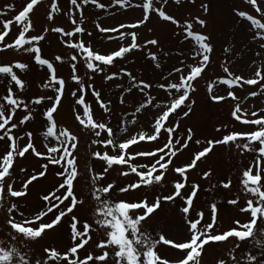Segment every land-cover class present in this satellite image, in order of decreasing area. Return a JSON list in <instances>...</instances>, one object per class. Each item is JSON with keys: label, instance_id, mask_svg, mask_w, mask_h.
I'll return each instance as SVG.
<instances>
[{"label": "rangeland", "instance_id": "1", "mask_svg": "<svg viewBox=\"0 0 264 264\" xmlns=\"http://www.w3.org/2000/svg\"><path fill=\"white\" fill-rule=\"evenodd\" d=\"M27 0H0V11H8L7 5L12 4L15 11L8 12L7 16L0 17V19H9L14 17L24 7ZM51 0H43V3L37 6L30 19L32 21L33 30L28 33L29 36L44 34V29L49 31L46 34V39L41 41L42 56L52 61L57 69V75L66 81V92L62 98L61 106L58 108L54 117L59 128H66L73 135L78 137L77 150L74 155L77 160L78 176L74 181V192L78 199L85 200V204L77 205L73 213L62 218L61 224L55 226L53 229L46 230L45 237L40 238L36 242H32L34 247L32 252L35 253L36 258L42 255L44 247L55 248L60 253H65L72 246L71 231L69 224L70 217L75 214L81 224L87 221L93 227L95 219L94 210L96 202L91 198L93 185L91 177L95 174L103 172L106 164L99 161L92 156L94 151L109 152L110 155H116L110 148H104L101 144L93 145V139H104L106 133H101V137L97 138L89 130L84 129L75 119L73 112L74 97L71 92L75 90L78 85L71 80V61L68 59V53L75 50H69L61 43L59 34L50 31L52 27H61L65 31H71L75 25L71 23L69 15L64 13L71 9L73 17L80 20L83 17L81 27L85 29L83 35L77 34L72 37L73 41L83 40L86 45H90L92 49L101 54H111L117 51L121 46H128L131 43V37L126 36L123 40L108 39V37H116L119 33L116 32H101L97 25L101 28L112 29L118 28L120 25H130L137 23L143 18L142 8H120L114 5V0H98V3L103 4L104 8H98L95 4H86L80 11H77L74 6L70 5L69 0H57L58 6L61 8V13L54 15V19L49 21L47 14L50 11ZM134 4H141L143 0H133ZM154 6L161 7V4L153 0ZM258 6L264 10V0H257ZM207 6V11L202 6ZM163 10L169 16L178 20L181 24L185 21L192 20L195 17L206 22V26L201 28L200 25L194 24L193 31L203 33L210 37V43L213 46V53L210 56L208 67L196 81L193 82L196 88L195 92H190L187 104H191V112L188 116H184V112L188 111L187 107H181L177 112L172 113L165 122V127L178 125L177 131L173 133L175 138H180L181 143L184 142L188 135V130L191 129L192 140L189 141V147L180 152L173 158V164L165 175L164 181L159 185L142 187L134 191L130 190L126 193H121L118 189L125 187L138 181L135 174L129 176L120 175L121 171H127V166H114L106 174L104 181H98L99 185H106L113 183L115 188L109 195L113 200L125 201L128 203H136L142 200H147L149 204L154 203L156 197L170 195L174 192L173 183L181 181V177L173 171L176 167L189 165L194 158V153H197L207 147L206 141L220 140L223 136L231 133H247L256 130L255 125H243L236 121L232 116V111L238 101L232 100L230 97L222 101H214L212 95H222L227 97L228 91H232L240 98L239 102L243 109L248 110V119H256L259 117L251 116V111H257L259 116L264 117V92H261L255 97L249 96V93L256 91L260 92L261 85H264V80H261L257 85H244L243 87L233 86L229 89L226 85H219L215 82L219 78H227V74L223 72L222 65H227L230 72L234 75L241 76L245 79L255 78L254 74L257 67L264 69V49L259 47L260 41H253V31L250 28V23L242 20L235 13L237 10L246 11L255 18L261 19L264 22V17L255 11V9L246 3L244 0H195V3H189L188 0H182L180 4H176L174 0H168L167 4L163 5ZM2 29V25H0ZM19 32V29L12 25V30L9 36L5 38L6 42L14 40ZM120 32H135L137 33V43L143 45L145 41L155 39L158 45H148L147 48L126 54L124 59H119L114 63V66L107 69V73L95 74L92 80H88L85 75L88 70L81 65H78V74L81 75L86 84H92L95 89L101 92V98L109 103L111 111L107 114L96 103L95 98L89 92L86 95V102L91 104L94 119L99 122H105L114 130L123 124L128 128L125 133L118 132V138L126 139L133 135H138L139 132H154L152 127L158 115L165 110L164 105L170 104L171 100L175 98L170 97L167 92L159 87V85H167L168 83H178L179 73L169 76V73L177 67H184L185 74L188 69L187 64H194L198 61H193L190 58L192 51V42L184 41L181 43L182 36L180 33L182 29L171 22H166L160 17L151 13L146 23L138 28H121ZM91 33V35H88ZM63 39L67 40V37ZM231 49L230 52H225L224 49ZM156 53L161 67H155L154 62L148 58V51ZM167 53L168 55H165ZM259 53V55H257ZM61 55L67 63L60 64L55 62V56ZM2 63L7 65L12 62L21 61L27 62L29 68L26 72H18V75L26 83V90L20 93L25 99H34L39 96H53L55 95L51 90L40 87L48 78L46 67L36 65L30 57L15 53L12 50L0 53ZM185 62L182 65L181 61ZM131 73L136 81H143L150 84L152 87L145 90L149 96H154L153 105L160 104V108L149 105L147 108H142L135 116L132 113L140 104L147 99L144 93L139 89H133L132 92L126 91L130 87L132 81L130 77L123 75L121 72ZM117 73L119 78L112 81H105L104 75ZM209 84H213L212 95L208 92ZM174 92V90H173ZM0 94H3V86H0ZM121 98L124 103H121ZM51 106V101H46L42 106L32 105L37 108L34 113L35 119L29 122L28 125L22 126L16 130L15 134L23 135L25 131L33 133V143L37 150L44 155H48L47 149L44 147V141L41 132L44 131L46 121L42 115L46 107ZM77 111L82 112V109L77 105ZM23 115V113H18ZM132 119L136 120L135 124L129 123ZM217 128L221 129L217 131ZM168 139L167 133L161 130V136L158 141H140L138 144L131 146L127 151L135 154L136 152L153 151L159 147H163ZM196 141H200L199 144ZM243 143L244 141H239ZM27 143V137L20 141V145L24 146ZM54 143V142H52ZM51 146V145H50ZM5 142H0V155L6 151ZM162 155V153H161ZM157 157H138L133 163H147L151 164ZM254 153H240L231 144L228 146L218 145L213 148V151L201 161L197 162L195 168L187 172L188 182L185 189L182 190L183 195H187L192 191L191 185H199L197 197L194 200V208L191 210L190 218L196 219L195 213L202 211L205 213V218L202 223L211 222V212L209 206L212 203L217 205V222L216 227L211 234H221L229 229L235 228V221L247 222L249 214L239 211L241 206H245V200L241 194L240 180L242 172L247 169L254 161ZM46 159L37 157L31 154V150L26 154L25 158H17L14 163V181H9L14 184V190H23V182L33 174H38L45 171L41 165L47 164ZM26 171H20V169ZM63 169L58 165L49 164L45 175L39 177L38 180L33 181L27 189V194L24 197L12 198L7 197L8 203L17 202L19 210L24 212L26 216L31 218L41 210L46 209V202L42 199L43 196L54 191L60 183L63 182V177L57 175ZM146 171L145 169H140ZM205 172H211L208 179L203 178ZM255 172V170H254ZM159 174V173H157ZM232 182L230 189H223L220 187L223 182ZM264 182V181H262ZM216 185V187H212ZM66 189H60L57 195H63ZM241 194L239 205H230L228 201L235 198L236 195ZM70 203V200L65 201L60 207L63 209ZM184 201L177 198L172 202H162L161 207L157 212L153 213L146 222H143L142 228L147 233L151 234L154 239H158L160 235L174 243L186 242L190 239L191 233L189 226L184 219V214L180 211L184 207ZM58 211V210H57ZM144 209L132 210L131 215H139L144 213ZM57 213H49L38 223H50L55 218ZM17 220L21 217L18 213H13ZM7 213L0 209V239L7 237L10 228L6 222ZM37 225H33L35 227ZM78 230H82L81 225H78ZM104 229H97L90 232L93 239L85 246V249L79 250V257L84 258L89 252L93 255L102 254L103 249L96 248V244L101 240L106 239L103 235ZM79 242V241H77ZM238 241L235 238H230L226 242H210L205 245L202 255L200 257V264H218L220 259H227V252L233 248ZM111 252V250L109 249ZM156 251L162 259H166L170 264L183 258L185 252L179 249H173L170 245L159 244ZM251 251L259 254L256 248L251 246L245 247L242 245L241 249L237 250V255L243 252ZM60 264H66L61 261ZM92 264V262H90ZM95 264H109V262H95ZM114 264V262H111Z\"/></svg>", "mask_w": 264, "mask_h": 264}, {"label": "snow or ice", "instance_id": "2", "mask_svg": "<svg viewBox=\"0 0 264 264\" xmlns=\"http://www.w3.org/2000/svg\"><path fill=\"white\" fill-rule=\"evenodd\" d=\"M69 2L77 11H80L86 4H95L98 8L105 7L103 4L98 3V0H69ZM167 2L168 0H156V3L161 4V7L157 8L154 6L153 0H143L141 4H134L133 0H114V5H118L120 8H142L144 15L137 23L120 25L118 28L105 29L97 25L101 32L119 33L118 36L108 37V39L123 40L126 36L131 37V43L128 46H121L111 54L98 53L90 45H86L83 40L73 41L71 39L77 34L83 35L85 33V29L81 27L83 17L81 16L80 20H77L73 17L71 9L64 14L69 15L71 23L75 25L73 30L65 31L61 27H52L50 29L51 32L59 34L61 43L67 49L75 50L74 52L70 51L68 53V59L71 61V80L78 85L71 92V96L75 98L73 106L75 119L84 129L89 130L97 138L101 137V133H106V138L93 139L91 143L93 145L101 144L104 148H110L112 152L117 154L110 155L109 152L102 153L100 151H94L92 153L95 159L103 161L106 164L102 173L95 174L91 177L93 185L91 198L96 202L94 210V215L97 217L94 221L96 227H93L87 221L81 224L77 216L73 214L70 217L71 223L69 224L73 242L72 246L63 254L55 248L44 247L40 258H36L35 253L32 252V248L34 247L32 242H36L40 238L45 237L46 230L53 229L55 226L61 224L62 218L73 213L77 205L85 204V200L78 199L74 192V181H76L78 176L77 160L74 152L77 150L78 137L66 128H59L54 117V114L57 113L58 108L61 106L62 98L65 96L66 81L57 75V69L54 63L42 56L40 44L41 41L46 39V34L49 29L45 28L44 34L28 35L33 30L30 14L34 12L38 5L43 3V0H27L22 10L14 17L0 19V25H2V29H0V53L12 50L15 53L27 55L36 65L42 68L46 67L48 78L40 87L51 90L55 94L53 96H39L34 99L23 98L19 94L25 92L26 83L21 79L16 70L21 73L26 72L29 64L21 61L12 62L7 65L0 63V86H3V94H0V142H5L7 149L0 155V209H3L7 213L6 222L10 228L7 237L0 239V264H60L61 261H65L66 264H90V262L95 264L97 261L109 262V264L111 262H114V264H170L168 260L162 259L156 251L159 244L170 245L173 249H179L185 252L183 258L178 259L175 264H200V257L205 245L210 242H226L230 238H235L238 242L233 248L228 250V258L220 259L218 264H264V182H262L264 181V117L259 116L257 111H251V116L259 118H246L248 110L241 107L239 102L240 98L232 91H228L227 97H225L222 95H212L213 84H209L207 89L214 101L219 102L228 97L234 101H238L232 111L233 118L243 125L257 126L256 130L247 133L231 132L223 136L220 140L206 141L208 146L194 153V158L189 165L173 169L182 179L181 181L173 183L174 192L172 194L156 197L154 203L151 204L147 200L128 203L112 199L109 193L115 188L113 183L98 186L97 182L104 181L106 174L114 166H127L128 170L121 171L120 175L129 176L130 174H135L139 178L138 181L118 189L121 193H126L130 190L134 191L142 187L159 185L164 181L169 166L173 164V158L188 148L189 141L192 140L191 129L188 130L186 139L181 143L180 138L173 136V133L177 131L178 125L165 127V122L168 121L172 113L177 112L181 107H187L188 111L184 112V116L189 115L191 112V104L186 105V101L189 99L190 92L196 91L193 82L201 77L202 73L208 67L210 56L214 49L209 42L210 37L208 35L193 31L194 24H198L203 28L206 26V22L199 17H195L181 24L163 10V5L167 4ZM174 2L180 4L182 0H174ZM188 2L194 4L195 0H188ZM244 3L251 5L257 13L264 17V10L258 6L257 0H244ZM6 7L8 11H0V17L7 16L8 12L15 11V7L12 4ZM202 7L207 11L206 5ZM60 13L61 8L58 6L57 0H51L47 19L52 21L54 15ZM151 13L157 14L163 21L171 22V24L182 29L180 33L182 36L181 43L189 40L192 42L190 58L198 62L185 65V62L182 60L180 63L188 69L187 73L185 74L184 67H177L169 73V76L179 73V82L159 85L170 97L174 96V93L179 95H175V98L171 100L170 104L164 105L165 110L158 115L152 125L154 129L153 133L149 134L148 132L141 131L138 135L120 139L118 138V132L125 133L128 131V128L123 122L118 126V129L114 130L107 123L94 119L91 104L86 102V95L89 92L105 114L109 113L111 108L109 103H106L101 98V92L95 89L92 84H86L84 78L78 74V65L88 70L85 75H87L90 81L94 78L95 74L107 73V69L114 66L117 58L124 59L126 54L133 50L140 51L147 48L148 45H158V41L155 39L147 40L143 45L138 44L137 33L120 32L121 28L140 27L148 21ZM235 14L242 20L250 23V28L254 33L252 40L260 41L259 47L264 49V22L248 14L246 11L237 10ZM12 25H15L19 29V32L14 40L6 42L5 38L9 36ZM88 35H91V33H88ZM64 37L68 39L65 40L63 39ZM224 51L227 53L231 49L225 48ZM147 55L154 62L155 67H161L156 53L149 50ZM165 55L168 54L165 53ZM54 59L55 62L60 64L68 62L61 55H56ZM222 68L223 72L227 74V78H219L215 83L226 85L229 89L233 86L257 85L261 80H264V69L259 66L254 74L255 78L248 79L234 75L230 72L226 64L222 65ZM121 72L123 75L130 77L132 81L126 91L132 92L134 88L139 89L147 97L146 101L137 106L135 112L132 113L135 116L142 108L153 105L155 97L149 96L148 92L145 91L152 86L143 81L137 82L136 78L131 76V73L125 72L123 69H121ZM117 78H119L117 73L104 75L105 81H112ZM261 92H264V85H261L260 92L253 91L249 93V96L255 97ZM46 101H51V106L46 107L42 113L46 124L41 135L44 141H46L44 147L47 149L48 155H44L37 150L33 143V133L31 131H25L23 135L15 134L17 129L28 125L30 121L35 119L33 114L37 112V108L32 107V105L42 106ZM120 102L124 103L125 101L121 98ZM77 105L82 109V112L77 111L75 107ZM153 106L156 108L161 107L158 103ZM260 111H264V109ZM18 113H23V115H18ZM129 123L135 124L136 120L132 119ZM162 129L168 136L163 147L148 152H136L135 154L127 151L131 146L138 144L140 141H158ZM220 130L217 128V131ZM25 136L27 137V143L21 146L20 141L24 140ZM239 141L244 142L240 143ZM196 143L199 144L200 141H196ZM230 144L238 149L242 155L246 152L255 154L253 163L242 172L240 180L241 194L246 200L245 206H241L239 211L249 214L250 218L247 222L235 221V228L229 229L221 234H211L217 222L216 203H212L209 206L211 222L204 224L202 221L205 218V213L202 211L195 213L196 219L190 218L191 210L194 208V200L199 191V185L192 184V191L187 195H183L182 190L187 186V172L195 168L198 161H201L202 158L211 153L215 146H228ZM30 150L32 155L48 161L47 164L41 165V168L45 171L33 174L27 178L22 184L23 190H14V184L9 182L14 181V163L17 158H25ZM157 156L158 158L151 164L133 163L138 157ZM49 164L58 165L63 169L57 174L63 177V182L54 191L42 197L46 202V209L41 210L29 218L24 212L19 210L17 202L8 203L7 197H24L27 194L29 185L33 181L38 180L39 177L45 175ZM140 169H145L146 171H141ZM20 171L23 172L26 169L21 168ZM209 176H211V172H205L203 174L204 179H208ZM212 187L214 188L216 185ZM220 187L230 189L232 182L230 180L223 182ZM60 189H66L63 195L56 194ZM241 194L230 199L228 203L233 206L239 205ZM178 197L184 201L185 206L180 211L184 214V219L189 226V232L191 233L190 239L182 243H174L166 239L164 235H160L158 239H154L151 234L143 230V222H146L153 213L157 212L162 202H172ZM68 200H70V203L62 209L60 206ZM137 209H144L145 211L143 214L135 216L130 214L132 210ZM53 212L57 214L52 222L38 223L49 213ZM13 213H18L21 219L17 220ZM33 225L37 226L33 227ZM78 225H81L82 230H78ZM97 229H104L103 235L106 239L101 240L95 246L104 251L99 255H93L89 252L81 259L78 255L79 250L85 249V246L93 239L90 232L96 231ZM242 245L256 248L259 254L247 251L237 255V250L241 249Z\"/></svg>", "mask_w": 264, "mask_h": 264}, {"label": "water", "instance_id": "3", "mask_svg": "<svg viewBox=\"0 0 264 264\" xmlns=\"http://www.w3.org/2000/svg\"><path fill=\"white\" fill-rule=\"evenodd\" d=\"M3 61H2V59L0 58V63H2Z\"/></svg>", "mask_w": 264, "mask_h": 264}]
</instances>
